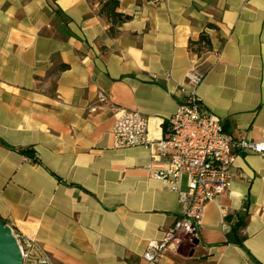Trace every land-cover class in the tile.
Wrapping results in <instances>:
<instances>
[{"label":"crops","instance_id":"0c3cea01","mask_svg":"<svg viewBox=\"0 0 264 264\" xmlns=\"http://www.w3.org/2000/svg\"><path fill=\"white\" fill-rule=\"evenodd\" d=\"M120 11L132 19L113 37L97 1L0 0V217L55 264H144L181 217L178 194L154 177L167 160L115 147L111 105L144 113L151 137L164 138L197 64L198 93L226 133L257 141L264 129V0H120ZM204 31L213 48L199 55L190 42ZM100 91L108 104L90 113ZM242 217L243 245L229 241ZM256 261L264 158L244 153L198 240L158 264Z\"/></svg>","mask_w":264,"mask_h":264},{"label":"built area","instance_id":"2783aa9c","mask_svg":"<svg viewBox=\"0 0 264 264\" xmlns=\"http://www.w3.org/2000/svg\"><path fill=\"white\" fill-rule=\"evenodd\" d=\"M203 79L204 74L195 64L181 86L185 98L167 121L164 138L151 137V118L144 113L111 105L115 116L112 128L115 147H145L153 151L154 159L167 160V168L154 172V177L177 193L182 204V214L176 224L165 230L162 239L148 244L143 254L144 264H158L168 251L179 250L198 240L209 203L232 186L238 156L253 153L264 158V129L257 141L245 137L235 139L226 133L221 120L208 110L198 93ZM97 97V103L88 107L90 113L96 112L99 104H108L103 91ZM185 176L187 191H182ZM12 232L22 264H55L35 237L14 228Z\"/></svg>","mask_w":264,"mask_h":264},{"label":"trees","instance_id":"16d2710c","mask_svg":"<svg viewBox=\"0 0 264 264\" xmlns=\"http://www.w3.org/2000/svg\"><path fill=\"white\" fill-rule=\"evenodd\" d=\"M100 3V15L105 17L110 24L109 34L116 37L119 34V28L126 22L130 21L132 17L120 11V0H92ZM208 28L216 29L217 27L213 24H209ZM191 49L199 55L209 52L212 50L213 45L211 42L210 35L207 32H202L197 41L190 42ZM69 68L67 64H60L56 71L62 72ZM165 131L167 134L168 125L165 124ZM244 217L240 218L239 223L233 228L230 235L229 241L243 245V237L239 235L242 227L244 226ZM256 264H259L256 261Z\"/></svg>","mask_w":264,"mask_h":264},{"label":"water","instance_id":"95a60500","mask_svg":"<svg viewBox=\"0 0 264 264\" xmlns=\"http://www.w3.org/2000/svg\"><path fill=\"white\" fill-rule=\"evenodd\" d=\"M0 264H22L12 228L0 217Z\"/></svg>","mask_w":264,"mask_h":264}]
</instances>
